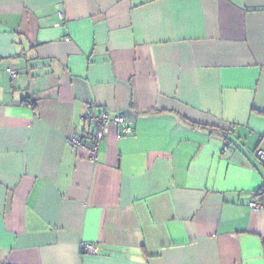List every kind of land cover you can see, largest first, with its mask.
Instances as JSON below:
<instances>
[{
    "label": "crops",
    "instance_id": "0c3cea01",
    "mask_svg": "<svg viewBox=\"0 0 264 264\" xmlns=\"http://www.w3.org/2000/svg\"><path fill=\"white\" fill-rule=\"evenodd\" d=\"M258 149L264 0H0V264H264Z\"/></svg>",
    "mask_w": 264,
    "mask_h": 264
},
{
    "label": "built area",
    "instance_id": "2783aa9c",
    "mask_svg": "<svg viewBox=\"0 0 264 264\" xmlns=\"http://www.w3.org/2000/svg\"><path fill=\"white\" fill-rule=\"evenodd\" d=\"M60 16L62 20L65 19L64 13L61 11ZM12 76L16 74V71L12 68H8L7 70ZM83 119L90 123L92 126V132L89 135V140H85L82 138H71L70 142L80 148L85 149L88 152V155L91 159L96 160L98 157V153L100 150V146L106 136L109 133L110 127L112 125H117L121 128L120 133L118 134L119 137L123 135H129L133 132V127L131 126L130 122L123 114H116L110 116L107 111H97L94 108H89L87 112L84 114ZM225 149H229V144L226 143L224 145ZM258 158L264 162V149L257 150ZM250 206L253 208H259L260 205L252 202ZM82 251H92L96 252L97 247L90 243H83L81 246Z\"/></svg>",
    "mask_w": 264,
    "mask_h": 264
}]
</instances>
